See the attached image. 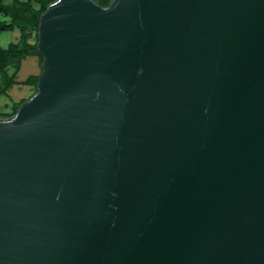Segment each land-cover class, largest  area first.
Instances as JSON below:
<instances>
[{
  "label": "water",
  "instance_id": "95a60500",
  "mask_svg": "<svg viewBox=\"0 0 264 264\" xmlns=\"http://www.w3.org/2000/svg\"><path fill=\"white\" fill-rule=\"evenodd\" d=\"M0 117V264H264V0H53Z\"/></svg>",
  "mask_w": 264,
  "mask_h": 264
},
{
  "label": "trees",
  "instance_id": "16d2710c",
  "mask_svg": "<svg viewBox=\"0 0 264 264\" xmlns=\"http://www.w3.org/2000/svg\"><path fill=\"white\" fill-rule=\"evenodd\" d=\"M51 1L53 0H0V33L11 30L15 26H17L21 32L19 40L9 43L6 48L0 46V68L4 63L14 61L17 64L18 70L21 61L33 53L39 56L41 65L42 57L36 50L37 24L40 14ZM96 1L101 5H106L109 2V0ZM33 2L41 3L42 6L36 8ZM5 17H7L9 21L5 19ZM33 29L36 31V41L30 42ZM37 79L38 76H31L25 83L36 87Z\"/></svg>",
  "mask_w": 264,
  "mask_h": 264
},
{
  "label": "rangeland",
  "instance_id": "374dc122",
  "mask_svg": "<svg viewBox=\"0 0 264 264\" xmlns=\"http://www.w3.org/2000/svg\"><path fill=\"white\" fill-rule=\"evenodd\" d=\"M10 1V0H8ZM25 1V0H22ZM36 8H40L42 5L41 3L33 2ZM9 21L7 17H5ZM32 33L34 37L31 39L33 42L36 41V31L33 29ZM17 72V64L14 61H9L4 63L3 66L0 68V95L6 94L11 87L15 84V77ZM35 91V87L25 86V85H18L14 86L10 93L12 94L8 99L1 98L0 100L4 99V101L0 102V117H8L15 112L16 107L26 100L29 96L33 94Z\"/></svg>",
  "mask_w": 264,
  "mask_h": 264
},
{
  "label": "crops",
  "instance_id": "0c3cea01",
  "mask_svg": "<svg viewBox=\"0 0 264 264\" xmlns=\"http://www.w3.org/2000/svg\"><path fill=\"white\" fill-rule=\"evenodd\" d=\"M21 35L20 29L15 26L11 30L4 31L0 33V46L3 48H6L9 43L11 42H16L19 40ZM34 37V34H31L30 42H33L31 39ZM40 59L39 56L35 53L27 56L25 59H23L19 65V68L16 72V77H15V84L14 86L18 85H25V86H30L33 87L31 84H26L25 81L29 79L31 76H38L41 70L40 67ZM6 92V94L0 95L1 98L8 99L12 94L10 93V90ZM4 99L0 100L4 101Z\"/></svg>",
  "mask_w": 264,
  "mask_h": 264
}]
</instances>
